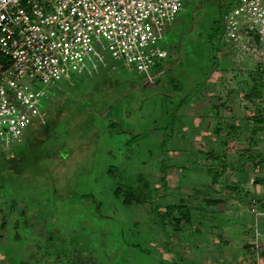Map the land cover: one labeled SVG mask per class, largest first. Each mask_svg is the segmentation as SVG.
<instances>
[{"label": "rangeland", "instance_id": "rangeland-1", "mask_svg": "<svg viewBox=\"0 0 264 264\" xmlns=\"http://www.w3.org/2000/svg\"><path fill=\"white\" fill-rule=\"evenodd\" d=\"M236 4L184 0L160 41L168 58L153 72L117 62L104 46L102 61L86 62L90 74L115 64L109 78L71 74L54 86L26 79L46 91L47 128L15 146L14 158L0 157V234L4 220L9 227L18 211H32L19 217L22 241L3 233L0 264H23L36 251L45 255L33 264H65L62 252L91 257L87 264H160L162 255L169 263L185 251L182 242L187 255H201L192 248L206 237L204 255L247 254L248 200H264V126L254 122L264 119V104L241 94L259 77L264 96V73L222 36L223 13ZM211 171L219 173L212 190ZM140 177L159 191L124 205L116 189L141 187ZM180 204L195 206L199 232L176 230L156 212Z\"/></svg>", "mask_w": 264, "mask_h": 264}, {"label": "built area", "instance_id": "built-area-1", "mask_svg": "<svg viewBox=\"0 0 264 264\" xmlns=\"http://www.w3.org/2000/svg\"><path fill=\"white\" fill-rule=\"evenodd\" d=\"M183 6L184 0H0V56L10 60L6 66L0 58V146L21 145L29 128L47 122L46 91H34L26 79L54 86L71 74H89L86 59L102 61L104 46L117 62L153 72L168 58L160 41ZM224 37L263 72L264 0H239L226 14ZM259 100L264 104V96ZM247 212L249 251L258 264L264 200L249 199Z\"/></svg>", "mask_w": 264, "mask_h": 264}, {"label": "trees", "instance_id": "trees-1", "mask_svg": "<svg viewBox=\"0 0 264 264\" xmlns=\"http://www.w3.org/2000/svg\"><path fill=\"white\" fill-rule=\"evenodd\" d=\"M3 63L6 66H8L10 64V62H7V61H4ZM262 65H263V61L260 62V65H258V68L259 69L262 68ZM114 66H115V64L114 65L110 64V66L108 68L104 69L103 72H101V73H96V74H90L89 73V74H86L85 76H87V78L88 77L89 78H94L93 80H98V78H102V79L104 78L105 79V77L109 78L110 72L113 70ZM82 76H84V75H82ZM259 81H261V78H259V77L258 78L254 77L252 79L253 85H252L250 93L248 95L245 94L246 98L248 96H249L250 99L252 97H256L257 98L256 100H258V99H261L263 97L262 96V90H261L262 83L259 82ZM257 84H260V86H256ZM168 97H170V95ZM186 103H187L186 99H184V100L181 99L179 104H178L177 109L181 110L183 108V106H185ZM42 112L44 114H47L45 111H42ZM175 119H176V117H174V121H175ZM254 122H255V124L257 126L258 125L259 126H261V125L264 126V119L263 118L254 119ZM46 126H42V129H39V128L36 129L35 127L29 128L30 130L26 133L24 143L26 142V140H30L31 137L33 136V134L37 133V130H40L39 132H41V133L44 130H46L45 129V128H47ZM166 129L164 131L165 133H167ZM163 146H164V144H162V147ZM13 149H14V147L5 148V147L0 146V157H4L8 161H9V159L14 158V156L13 157L10 156L11 152L13 151ZM254 165L257 167L256 171H261L263 169L262 168V165H263L262 162H258L256 160H254ZM222 169H223V171H225L226 170V166L223 165ZM109 172L111 173L112 170L109 171ZM209 176H210V184H211L210 186L212 187L211 188V190H212L214 188V186L219 182V173L211 171V172H209ZM140 179L144 181L143 182V186H141V187H129L125 191H124V189H122L120 187H118L116 189L115 195L118 198L123 197V204L124 205L131 206L133 203L145 204V203H148L151 198L156 196V194H157L156 191L157 190L159 191V189L158 188H152L150 186V184L143 179V177H140ZM263 182H264V179H263ZM223 190H224V192L227 191V189H223ZM195 193H200V192L196 191ZM196 210L197 209L195 208V206L186 205V204H180V205H168V206L165 207L164 210H161V211L160 210H156V212H159L161 217L163 219L167 220V222H168L167 224H170L176 230L183 229V230H187L188 231L191 228H193V230L195 229V231H196V227L198 225V223H196V217H195V211ZM23 213H25L24 210L21 212V214H23ZM24 215H26V213ZM194 221H195V224H194ZM7 224H8V222L6 220H4V222L1 224V229L2 230L5 229Z\"/></svg>", "mask_w": 264, "mask_h": 264}, {"label": "crops", "instance_id": "crops-1", "mask_svg": "<svg viewBox=\"0 0 264 264\" xmlns=\"http://www.w3.org/2000/svg\"><path fill=\"white\" fill-rule=\"evenodd\" d=\"M21 211H23V210L21 209ZM21 211L17 212L18 213V217L16 216L17 217L16 221L12 222L13 219L10 220V223H9L10 225H8L9 227H6L5 229H3V233H6V230L11 231L13 233V235L16 237V239H18V242L22 241V237L20 236V230L22 228L21 227L22 224H21V222L19 220V217L22 215ZM246 214L250 218V220L248 222L249 223L248 224L249 228L247 230L250 232V236H251V240H252L253 217L247 212V207H246ZM216 226L217 227L215 228V230L219 228L218 225H216ZM10 228H12V230ZM199 228H200V226L197 225L196 232H199V230L201 229V228L200 229ZM261 228L264 231V225L261 224ZM35 231H36V229H35ZM220 232H218V234H221ZM3 233L1 232L0 238H2L4 236ZM206 238H199L197 240V246L195 248H192L194 253L201 254V255H187V254H189V252H187V248L189 247V245L187 244V242H182V245L185 246L184 247L185 251L183 250V252H181L180 255H175V257H172L173 255H171L169 257V259L170 260L173 259L174 262L173 261L171 262L169 260L170 261L169 263H167L166 260H165L167 258L166 255H162L160 257V259L164 260L165 263L164 262H160V264H257L256 256L251 254L249 249H246V251L244 252L245 254L247 253L246 255H244V254H242V255H240V254L233 255L232 254L233 252H228L227 253V252L221 251V249H218L217 251H215V253L217 255H215L214 253L211 254V255H204V251L203 252L200 251V250H202L201 248L204 247V244H208V243H210V240H212V238L211 239L209 237H206ZM250 242H245L244 240L240 241V243L243 246H245L246 244H248ZM225 244H226V242H225ZM224 253L226 255H224ZM38 254H39V251L38 252L36 251V252H34L33 255L24 257V259H26V260H25V262H23V264H31V263L33 264L34 259H35V258H33L34 255H37L38 259L40 257L42 258V256L45 255L44 254L42 256H39ZM50 255H52V254H50ZM22 256H25V255H22ZM56 257H59V261H57L58 263L65 262V264H87L88 262H90V263L92 262V258L91 257L87 258L86 256H83V255H56ZM62 258H64V259H62ZM174 258H175V260H174ZM35 261L38 263L37 259ZM10 264H11V262H10ZM258 264H264V255H263V253L261 254V257H260V260H259Z\"/></svg>", "mask_w": 264, "mask_h": 264}, {"label": "flooded vegetation", "instance_id": "flooded-vegetation-1", "mask_svg": "<svg viewBox=\"0 0 264 264\" xmlns=\"http://www.w3.org/2000/svg\"><path fill=\"white\" fill-rule=\"evenodd\" d=\"M226 8H228L227 11H226V14H227V12H228L231 8H229V7H226ZM226 14H225L224 18L226 17ZM222 28H223V24H222ZM171 81H172L173 86L176 87V85L174 84L175 81H173V80H171ZM46 125H47V122H46L45 125H38V126H35V128H36V129H37V128L41 129L42 126H46ZM32 128H33V127H32ZM29 130H30V129H28L27 132H28ZM27 132H26V133H27ZM23 143H24V142H23ZM23 143H22V144H23ZM22 144H21V145H22ZM24 211H25V213H26V216L24 215L25 213H23L22 215L25 216V218H27V213H29L31 210H29V209L27 208V210L24 209ZM31 213H32V211H31ZM30 219H33V216L30 217ZM32 224H33V223H32ZM32 224H30V225H32ZM27 226L30 227V228L35 232V229H36V228L34 229V227H32V226H29V225H27ZM37 228H38V227H37ZM39 228H40V227H39ZM42 228H43V227L41 226V230H39L40 233H43V232H42V231H43ZM42 235H44V234H42ZM60 239H61V238H60ZM65 239H66V238L61 239L60 241H63V242H64ZM59 255H71V254L66 253V252H64V253L62 252V254L60 253Z\"/></svg>", "mask_w": 264, "mask_h": 264}, {"label": "water", "instance_id": "water-1", "mask_svg": "<svg viewBox=\"0 0 264 264\" xmlns=\"http://www.w3.org/2000/svg\"><path fill=\"white\" fill-rule=\"evenodd\" d=\"M236 1L238 2L239 0H236ZM227 9L228 8H226L225 11H224V13H223V19H222L223 20L222 36H224V34H225V18H224V16L226 14Z\"/></svg>", "mask_w": 264, "mask_h": 264}]
</instances>
